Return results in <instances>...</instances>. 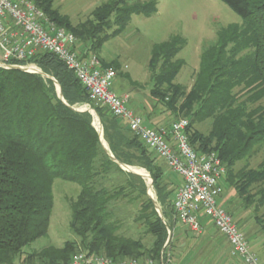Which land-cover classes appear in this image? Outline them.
<instances>
[{
  "label": "trees",
  "instance_id": "16d2710c",
  "mask_svg": "<svg viewBox=\"0 0 264 264\" xmlns=\"http://www.w3.org/2000/svg\"><path fill=\"white\" fill-rule=\"evenodd\" d=\"M57 26L72 32L73 48L82 58L94 54L103 67L116 68L100 57L106 41L123 32L134 14L157 12L156 0H110L97 6L85 21L74 24L54 7V0H33ZM243 19L217 30L216 42L203 48L200 66L190 89L176 81L185 64L178 53L187 41L181 35L156 43L148 70L154 81L151 96L175 116L189 120L187 133L198 152H216L225 165V184L233 187L246 206L264 207V159L257 168L238 162L253 155L264 142V0H223ZM116 27L111 33L106 29ZM7 65H35L49 77L0 65V264H61L79 251L102 254L114 261L152 258L167 264L170 221L175 216L168 167L120 118L95 103L86 88L56 54L39 52ZM59 84L62 96L57 88ZM95 108L109 152L116 160L147 169L153 180L164 218L147 195L145 180L125 171L101 142L90 110ZM179 119V118H178ZM210 120L208 132L196 123ZM127 177L120 182L116 175ZM57 178L77 183L71 202V230L80 238L63 247L46 246L18 262L26 245L45 235L54 206ZM173 184V183H172ZM135 191L144 196L137 220L152 236L120 234L111 204ZM256 203V204H254ZM262 229L264 232V214ZM163 260V261H162Z\"/></svg>",
  "mask_w": 264,
  "mask_h": 264
},
{
  "label": "rangeland",
  "instance_id": "374dc122",
  "mask_svg": "<svg viewBox=\"0 0 264 264\" xmlns=\"http://www.w3.org/2000/svg\"><path fill=\"white\" fill-rule=\"evenodd\" d=\"M106 1L109 2L110 0H54V7L58 8L63 14L68 15L72 22L77 24L88 19L91 12ZM135 1L144 2L149 0H129V2ZM156 2V13L150 16L134 14L123 32L112 37L102 46L100 52L101 56L107 61L116 62L115 67H117L118 74L114 80V90L117 93L127 89L128 91L137 92L139 97H142L144 100L152 97L151 90L154 81L151 79L148 70L151 49L154 44L166 41L173 35H181L187 41L185 47L177 56L183 59L185 64L179 72L176 81L187 89H190L194 83L195 73L200 66L203 48L216 42L217 30L230 24H243L241 16L232 10L223 0H156ZM115 27V24H111L110 27L106 29V33H111ZM1 58L2 52H0V59ZM30 67L35 68L36 66L31 65ZM262 103L264 104V100ZM160 105L163 107L162 109L165 113L168 112L170 117L169 120L183 118V115L179 117L175 116L164 104L160 103ZM77 107L80 110L88 109L91 111L94 116V125L99 130L101 136V142L109 149L103 135L101 120L95 108L88 103L77 105ZM210 125V120L196 123V126L204 133L208 132ZM263 159L264 142L256 145L252 156L238 162L236 169L246 164L251 168H257ZM125 165L131 170L137 171L139 174H135L141 176L145 180L148 197L152 200L160 217L165 219L163 209L157 199L153 181L151 182L150 173L147 169L137 165ZM123 169L128 171L125 168ZM167 173L169 174L168 181L171 188H176L180 176L169 169ZM116 177L120 182H125L127 180V177L123 174H118ZM223 185L224 196L221 198L220 204L225 206L228 199L235 197V195L238 196V194L234 188H231L228 184H225V182ZM79 191L80 186L77 183L61 178L55 179L53 185L54 206L50 216L48 231L45 235L37 238L24 247L21 259H19L18 262L22 263L24 258L30 253L39 251L49 245L63 247L67 241L72 240L77 241V244L80 245V238L70 228L71 202L76 199ZM138 193L139 191H135L129 196L114 200L111 204V208L114 217L119 221L118 232L120 234L142 238L146 245L150 246L152 236L146 232V227L142 221L136 219L140 214L141 204L145 199L144 196ZM235 204L236 206L239 205V212L243 214L242 217H245V215L248 216V214L250 216H248L247 226H252V231L249 233L247 232V234L245 233L247 237H249V241L250 234L255 237L263 234L264 238L262 229L263 217L260 220L259 217L256 218L257 215L263 216L264 207H262L259 212H256L255 205L246 206L240 197ZM230 211L234 214L232 209H230ZM234 218H236V216H234ZM253 243L260 246L264 254L263 239H256ZM251 247L261 258L255 246L251 245ZM166 257L168 261L169 256L167 253ZM36 264H40V262L36 261Z\"/></svg>",
  "mask_w": 264,
  "mask_h": 264
},
{
  "label": "built area",
  "instance_id": "2783aa9c",
  "mask_svg": "<svg viewBox=\"0 0 264 264\" xmlns=\"http://www.w3.org/2000/svg\"><path fill=\"white\" fill-rule=\"evenodd\" d=\"M76 42L72 32L57 26L33 0H0L1 66H10L6 64L9 59L25 60L39 52L56 54L81 81L92 101L126 122L130 130L165 161L168 169L180 176L182 183L174 199L178 221L199 232L202 230L200 217L208 216L215 229L226 238L233 257L242 259L244 264H264L232 212L220 204L227 170L218 154L198 152L194 148L187 133L189 120L185 117L174 120L169 126L146 125L143 117L129 107V96H120L114 91L117 69L103 67L94 54L82 58L73 48ZM61 264L158 263L151 258L114 261L102 254L79 251L69 262Z\"/></svg>",
  "mask_w": 264,
  "mask_h": 264
},
{
  "label": "crops",
  "instance_id": "0c3cea01",
  "mask_svg": "<svg viewBox=\"0 0 264 264\" xmlns=\"http://www.w3.org/2000/svg\"><path fill=\"white\" fill-rule=\"evenodd\" d=\"M79 51H81V48H78V52ZM101 58L105 63L112 62L105 60L102 56ZM117 94L120 96H129V107L137 114L141 115L145 124L149 127L158 128L161 126H169L174 121L169 120L170 117L168 112L165 113L162 109L163 107L156 103L153 97L144 100L142 97H139L137 92L128 91L127 89L122 90ZM124 123L126 124V122ZM159 159L165 167H167L165 161L160 157ZM177 182L178 184L176 187L178 188L182 183L181 178ZM238 200L239 195H235V197L227 200L225 207L229 210L232 209L234 213L233 216H236V218H234L235 222L247 234V232L249 233L252 231V226H247V221L250 216L248 214L249 217L246 215L245 217H242L243 214L239 212V205L236 206L235 204ZM200 221L202 223V230L199 232L190 230L187 226L180 223L176 216L170 221V242L166 249V253L169 256L167 264H244L242 259L231 255L229 243L226 238L215 229L208 216H201ZM249 236V243L251 242L250 246H255L262 259L259 258L264 262L263 250L260 246L253 243L256 239H263L264 241L263 234L256 237L251 234ZM247 238L249 240V237Z\"/></svg>",
  "mask_w": 264,
  "mask_h": 264
},
{
  "label": "water",
  "instance_id": "95a60500",
  "mask_svg": "<svg viewBox=\"0 0 264 264\" xmlns=\"http://www.w3.org/2000/svg\"><path fill=\"white\" fill-rule=\"evenodd\" d=\"M0 65H3V64L0 62ZM11 67H14V68H20V69H22V70H24V71H29V72H38V73H41L43 76L49 77L47 74H45L44 72H42V71H41L39 68H37V67H35V68H31V67L17 66V65H11V66H8V68H11ZM58 92H59L60 96H62L61 88H60L59 84H58ZM104 147H105V145H104ZM105 149L109 152V150H108L106 147H105ZM109 154H110L111 158H112L114 161H116L121 167L127 169V170L130 171V172H133V173H137V174H139L138 172L131 170V169H130L128 166H126L125 164H123V163H121L120 161L116 160V158H115V157L113 156V154H111L110 152H109ZM150 178H151V176H150ZM152 181H153V180H152V178H151V182H152Z\"/></svg>",
  "mask_w": 264,
  "mask_h": 264
},
{
  "label": "bare ground",
  "instance_id": "6f19581e",
  "mask_svg": "<svg viewBox=\"0 0 264 264\" xmlns=\"http://www.w3.org/2000/svg\"><path fill=\"white\" fill-rule=\"evenodd\" d=\"M137 172V171H136Z\"/></svg>",
  "mask_w": 264,
  "mask_h": 264
}]
</instances>
